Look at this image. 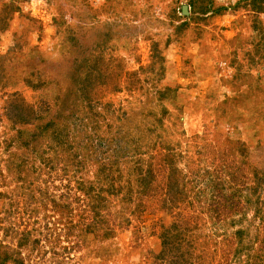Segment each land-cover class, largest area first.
I'll return each instance as SVG.
<instances>
[{"label": "rangeland", "instance_id": "obj_1", "mask_svg": "<svg viewBox=\"0 0 264 264\" xmlns=\"http://www.w3.org/2000/svg\"><path fill=\"white\" fill-rule=\"evenodd\" d=\"M0 264H264V0H0Z\"/></svg>", "mask_w": 264, "mask_h": 264}, {"label": "water", "instance_id": "obj_2", "mask_svg": "<svg viewBox=\"0 0 264 264\" xmlns=\"http://www.w3.org/2000/svg\"><path fill=\"white\" fill-rule=\"evenodd\" d=\"M184 9L186 8V6L183 7Z\"/></svg>", "mask_w": 264, "mask_h": 264}]
</instances>
